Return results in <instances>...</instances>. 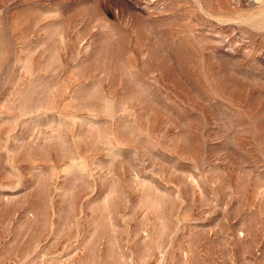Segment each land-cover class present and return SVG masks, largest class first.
<instances>
[{"label":"rangeland","instance_id":"obj_1","mask_svg":"<svg viewBox=\"0 0 264 264\" xmlns=\"http://www.w3.org/2000/svg\"><path fill=\"white\" fill-rule=\"evenodd\" d=\"M0 264H264V0H0Z\"/></svg>","mask_w":264,"mask_h":264}]
</instances>
